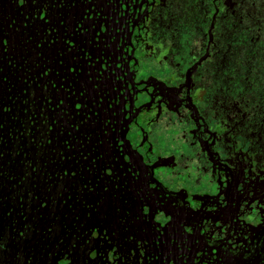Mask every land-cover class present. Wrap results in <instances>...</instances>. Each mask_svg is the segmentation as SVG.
Here are the masks:
<instances>
[{
  "label": "flooded vegetation",
  "instance_id": "obj_1",
  "mask_svg": "<svg viewBox=\"0 0 264 264\" xmlns=\"http://www.w3.org/2000/svg\"><path fill=\"white\" fill-rule=\"evenodd\" d=\"M0 264H264V0H0Z\"/></svg>",
  "mask_w": 264,
  "mask_h": 264
},
{
  "label": "rangeland",
  "instance_id": "obj_2",
  "mask_svg": "<svg viewBox=\"0 0 264 264\" xmlns=\"http://www.w3.org/2000/svg\"><path fill=\"white\" fill-rule=\"evenodd\" d=\"M176 128H177V126H174L173 128H171L170 130L172 131V132H175V131H177L176 130ZM159 144H160V146H167V147H170V146H173L174 144L175 145H177V144H179V142L177 141V140H172V139H170V138H168L167 136L166 137H161L160 138V142H159ZM173 144V145H172ZM166 177H168L169 179H174V181H177V180H175V179H177V176L175 177V178H173L172 176H166ZM202 181H204V180H202Z\"/></svg>",
  "mask_w": 264,
  "mask_h": 264
}]
</instances>
